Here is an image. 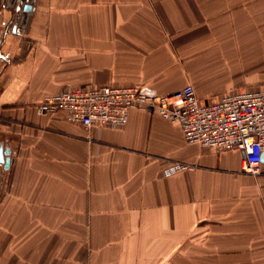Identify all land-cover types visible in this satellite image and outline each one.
<instances>
[{"label":"crops","instance_id":"obj_1","mask_svg":"<svg viewBox=\"0 0 264 264\" xmlns=\"http://www.w3.org/2000/svg\"><path fill=\"white\" fill-rule=\"evenodd\" d=\"M0 0V264H264V159L186 143L154 112L84 128L35 104L139 85L200 102L264 84V0ZM173 162L191 169L165 175Z\"/></svg>","mask_w":264,"mask_h":264},{"label":"built area","instance_id":"obj_2","mask_svg":"<svg viewBox=\"0 0 264 264\" xmlns=\"http://www.w3.org/2000/svg\"><path fill=\"white\" fill-rule=\"evenodd\" d=\"M130 110L154 112L176 124L188 144L215 151L238 149L243 172L259 173L264 154V84L229 90L210 102H200L191 84L167 95L147 94L139 85L66 86L35 104L37 114L61 112L68 123L84 128L121 129ZM187 169L191 165L173 162L164 173Z\"/></svg>","mask_w":264,"mask_h":264},{"label":"water","instance_id":"obj_3","mask_svg":"<svg viewBox=\"0 0 264 264\" xmlns=\"http://www.w3.org/2000/svg\"><path fill=\"white\" fill-rule=\"evenodd\" d=\"M2 6L7 8H14V21L12 29L20 21V26L24 25L28 13L33 9L31 6V0H2ZM8 154V151H4L0 148V162H4L5 168L9 166L10 158L4 155ZM264 159V154L262 155V160Z\"/></svg>","mask_w":264,"mask_h":264},{"label":"rangeland","instance_id":"obj_4","mask_svg":"<svg viewBox=\"0 0 264 264\" xmlns=\"http://www.w3.org/2000/svg\"><path fill=\"white\" fill-rule=\"evenodd\" d=\"M256 175V174H255Z\"/></svg>","mask_w":264,"mask_h":264}]
</instances>
